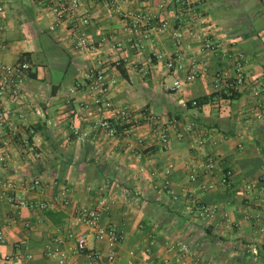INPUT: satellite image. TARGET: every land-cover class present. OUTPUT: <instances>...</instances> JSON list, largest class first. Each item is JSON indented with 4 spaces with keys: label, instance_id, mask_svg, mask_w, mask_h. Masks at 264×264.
<instances>
[{
    "label": "crops",
    "instance_id": "1",
    "mask_svg": "<svg viewBox=\"0 0 264 264\" xmlns=\"http://www.w3.org/2000/svg\"><path fill=\"white\" fill-rule=\"evenodd\" d=\"M0 9V63L27 53L34 73L20 94L0 97L16 126L0 127V180L17 184L8 195L46 206L16 210L0 198V264H56L48 244L68 249L69 232L90 233L76 210L101 198L110 211L100 223L123 234L113 264H264V121L246 116L264 101L263 0H83L56 30L39 0H0ZM239 54L246 84L235 100L210 103L217 78L234 79ZM102 95L114 114L95 103ZM119 112L130 132L110 138L98 123L120 124ZM162 128L168 142L157 138ZM36 179L42 188L30 186ZM204 206L217 210L208 216ZM89 247L108 252L92 234Z\"/></svg>",
    "mask_w": 264,
    "mask_h": 264
},
{
    "label": "built area",
    "instance_id": "2",
    "mask_svg": "<svg viewBox=\"0 0 264 264\" xmlns=\"http://www.w3.org/2000/svg\"><path fill=\"white\" fill-rule=\"evenodd\" d=\"M40 2L46 4L49 8V11L53 14L54 20L51 26V30H56L60 25L61 19L66 16H74L76 12L79 10L81 2L83 0H39ZM180 1V0H177ZM264 3V0H263ZM1 10V9H0ZM78 24L89 25L90 19L88 17H81L78 20ZM178 37H181V34H178ZM76 47L78 49H84L87 47V40L84 38V34L79 35ZM206 47L211 48L210 44H207ZM244 55L239 54L235 60L234 66V82L235 86L228 83L227 80H222L217 78L216 80V89L215 92H220L224 88H230L233 90H238L246 84V78L244 73ZM169 68L173 67V62L168 64ZM32 68L31 64L29 63H18L16 65H7L0 63V97L4 96L7 91H10L12 94H20L23 84L28 77L29 71ZM195 76V71L192 70L189 72L184 81H192ZM98 84L97 87L102 89L104 86L103 76L101 74L97 75ZM182 86V81L177 80L174 83V88L179 89ZM103 94V91L100 92ZM257 96L259 93H255ZM223 101V100H221ZM95 103L99 106V108L104 113L114 114L115 109L113 103L105 98L103 95L95 99ZM217 103V102H215ZM193 106L197 105L196 101L192 102ZM120 114V124H114L111 122L110 117L103 118L99 123V128L106 134V136L110 138L117 137L118 134L123 131L125 133H129L130 129L126 125V121L128 119V115L126 112H119ZM246 116L249 118H254L257 121H264V101L257 105L256 108L248 110ZM7 117H9L8 112H0V127H4L8 124L13 131L16 130L15 122L7 121ZM157 123V122H152ZM185 132H189L195 135L198 140V145L203 146L207 138L202 133V131L197 130L193 124H189L185 128ZM157 138L162 142H168L170 136L167 130L159 129L157 130ZM3 160V158H1ZM214 162L209 160L208 166L209 168H213ZM170 170V169H169ZM169 170L165 173H169ZM194 172V169H193ZM230 174L228 173V176ZM228 178V177H227ZM191 180H195V174L192 173L190 176ZM223 182H227L226 178ZM165 185L167 186L168 180H165ZM24 187V184L20 185ZM32 188H42V183L40 179L33 180L30 183ZM17 187V184L12 180H0V198L7 199L9 204L13 209L19 210L21 208H29L33 209H40L43 210L46 208L45 204L41 203L39 205H35L34 203L30 202L25 195L22 194H15L8 195L7 191H14ZM255 184H246L244 189L247 191H251L255 188ZM207 188H213L212 185H209ZM67 192L68 189H65L61 192V196L63 197V205L68 206L69 201L67 199ZM217 206H204L202 207V211L206 215H212L216 212ZM110 211V204L109 202L104 199H98L93 205L89 207H84L76 210V221L79 224L85 225L90 233L86 232H69L68 238L73 242L72 246L68 249H64L62 247V243L59 240H55L54 242L48 244L46 250L47 254L50 258H52L56 264H113L116 261V246L119 242L123 239V234L120 230L112 227L106 226L100 223L101 216L104 213ZM259 217L256 218L258 220ZM264 231V227L261 229ZM94 235L97 240L104 241L107 245L108 252L104 256V254L99 250H94L89 247V237L90 235ZM0 241H3V237L0 234ZM178 247L180 248L183 254H191V248L188 244L184 242L178 243ZM84 259L83 261H80Z\"/></svg>",
    "mask_w": 264,
    "mask_h": 264
},
{
    "label": "trees",
    "instance_id": "3",
    "mask_svg": "<svg viewBox=\"0 0 264 264\" xmlns=\"http://www.w3.org/2000/svg\"><path fill=\"white\" fill-rule=\"evenodd\" d=\"M17 63H30L31 64V59H30V54H22L19 56L18 58V62ZM29 77L31 76H34V73H32V68L30 69L29 71ZM229 84L235 86V82H234V79L233 80H230L228 81ZM238 97V90H233V89H230V88H224L222 91L220 92H215L212 96L208 97V99L210 100V103H213V102H220L221 100H230V101H233L235 100L236 98ZM207 98H201L199 100H196L197 102V105L196 106H193V104L191 103V105L193 107H198V106H202L205 102H207L208 100ZM48 214H50L51 212H47Z\"/></svg>",
    "mask_w": 264,
    "mask_h": 264
}]
</instances>
